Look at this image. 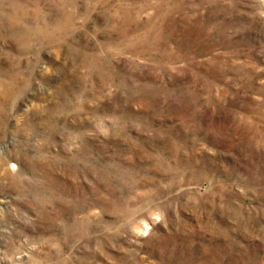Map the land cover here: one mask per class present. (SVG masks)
Returning a JSON list of instances; mask_svg holds the SVG:
<instances>
[{
  "label": "rangeland",
  "instance_id": "obj_1",
  "mask_svg": "<svg viewBox=\"0 0 264 264\" xmlns=\"http://www.w3.org/2000/svg\"><path fill=\"white\" fill-rule=\"evenodd\" d=\"M0 264H264V0H0Z\"/></svg>",
  "mask_w": 264,
  "mask_h": 264
}]
</instances>
